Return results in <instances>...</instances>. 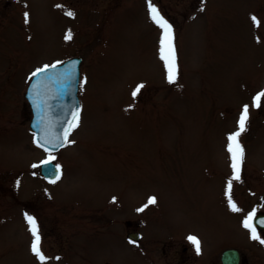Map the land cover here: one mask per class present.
<instances>
[{
  "label": "rangeland",
  "instance_id": "374dc122",
  "mask_svg": "<svg viewBox=\"0 0 264 264\" xmlns=\"http://www.w3.org/2000/svg\"><path fill=\"white\" fill-rule=\"evenodd\" d=\"M151 2L172 25L173 83L148 0H0V264H40L24 200L42 204L31 212L46 264H173L165 252L181 246L188 264H200L189 236L213 264L230 233L228 136L244 105V160L231 191L264 187V97L254 106L264 91V0ZM73 55L83 58L79 126L74 143L48 152L33 142L25 91L32 72ZM53 156L55 183L39 174ZM150 197L156 203L138 214ZM138 218L140 227L127 224ZM132 227L140 242L128 238Z\"/></svg>",
  "mask_w": 264,
  "mask_h": 264
},
{
  "label": "snow or ice",
  "instance_id": "6c2138e0",
  "mask_svg": "<svg viewBox=\"0 0 264 264\" xmlns=\"http://www.w3.org/2000/svg\"><path fill=\"white\" fill-rule=\"evenodd\" d=\"M57 7H61V6L57 5ZM148 8H149V13H150V18L155 24H157L162 29V38L160 41L161 46H162L161 47V51H162L161 59L165 61V65H166L167 73H168L167 79L170 83H173L177 79L178 71H177V65H176L175 46L173 43L174 36H173V31H172V25L161 15L160 10L152 4L151 0H148ZM65 14L70 17L75 16V13L72 11H67ZM24 15H25V23H27L29 14L26 11ZM252 20L257 25L259 24V21L257 20L255 16L252 17ZM72 36L73 34L71 30H69L65 34V40L72 39ZM58 63L60 62L54 63L52 65H44L36 69L34 72H32L31 76L35 77L40 74L48 73L49 69H55ZM142 88H143L142 84L138 85L132 93L133 96L135 97ZM261 97H264V91H262L261 93H258L257 96L254 98V106L260 107ZM248 119H249V106L244 105L242 107V111L238 119L237 130L229 134L228 136L229 144H228L227 150L230 153V159L232 161L231 168L233 169V176L227 182V193H228V199H229V206L233 212L243 211L237 205V203L232 199L231 189H232L233 180L235 181L240 180V173H241V168H242L243 160H244V148L240 144L239 138L241 134L247 130ZM78 126H79V111H76L73 113V119L71 122H69L68 128L64 130V135H63L62 140H60V138H57L58 143L55 146L63 147L67 143H74V141L68 140V136ZM36 143L39 144V146L41 147H45V144L41 143L39 139H37ZM45 150L47 151L48 149L46 148ZM54 159L55 157L53 156V157H50V159L48 160L42 161V163L45 165H48V164H51L52 160ZM55 167L57 170V175L55 176V179L51 181L52 183H55L56 180L60 179V175H59L60 166L57 164ZM113 200L115 201V197L113 198ZM155 203H156V198L150 197L148 200V203L145 204L140 209H137V211H143L144 208H146L149 204H155ZM25 216H26V221L30 226L29 230L33 236L32 244H31V251L38 258V260L40 261V264H46L48 257L43 253L40 247L41 238L39 234V226L37 224V221L35 217L33 216H29L27 214H25ZM254 219H255V222H254ZM256 223H259L261 226H264V217H257V211L254 209L252 212H249L246 218L242 221V226L245 229L249 230L251 239L257 240L259 241V243L264 244V238H262L261 235L258 233ZM188 239L192 241V243L196 247V251L199 252L200 251V241L195 236H189ZM56 259H59V257H57Z\"/></svg>",
  "mask_w": 264,
  "mask_h": 264
},
{
  "label": "water",
  "instance_id": "95a60500",
  "mask_svg": "<svg viewBox=\"0 0 264 264\" xmlns=\"http://www.w3.org/2000/svg\"><path fill=\"white\" fill-rule=\"evenodd\" d=\"M81 61L80 56L70 57L58 63L55 69H49L48 73L32 77L29 82L26 97L33 112L30 126L34 131V142L39 139L45 144L42 147L44 149L56 151L61 148L55 146L58 143L57 138L62 140L64 130L73 119V113L79 111ZM56 165L54 161L48 165L41 163V171L48 179H54L57 175ZM130 235L138 237L135 233ZM236 253L233 248L226 249L222 255L223 263L237 264Z\"/></svg>",
  "mask_w": 264,
  "mask_h": 264
},
{
  "label": "flooded vegetation",
  "instance_id": "af4514ba",
  "mask_svg": "<svg viewBox=\"0 0 264 264\" xmlns=\"http://www.w3.org/2000/svg\"><path fill=\"white\" fill-rule=\"evenodd\" d=\"M245 178V184L248 182V176ZM228 197V194L227 196ZM232 199L237 203V205L243 210L241 212H233L230 209L229 203H226L225 216H228L229 220V231L230 233L225 235L226 240L218 242V247L213 250V255L215 256L213 264H224L222 260L223 252L228 248H233L237 251L235 257H237V264H251L253 257L258 260L259 264H264V244L259 243L257 240L250 238V232L242 226V221L246 218L249 212L254 209L257 211V217H264V187L262 186H252L246 185L244 187H238L231 191ZM229 200V199H228ZM22 209L20 210L22 217L26 220L25 214H29L31 210L39 211L41 207V202L38 200V208L32 209L28 206V200L22 201L20 203ZM24 206V207H23ZM141 207H138L140 209ZM142 211H138L140 214ZM32 213V212H31ZM33 214V213H32ZM34 215V214H33ZM132 225H137L140 227L139 218L135 221H127V223ZM255 222V219H254ZM257 231L264 238V226L256 223ZM133 231H136V227H132ZM130 230V231H132ZM138 231V230H137ZM140 231V230H139ZM220 241V239H218ZM141 240H137L140 242ZM225 243V244H224ZM186 246L180 248H173L172 250L165 252L169 254L172 258L176 259L173 264H188V256L190 253L185 251ZM183 250V251H182ZM203 258H206L203 252L199 251V256L196 258L203 264Z\"/></svg>",
  "mask_w": 264,
  "mask_h": 264
}]
</instances>
